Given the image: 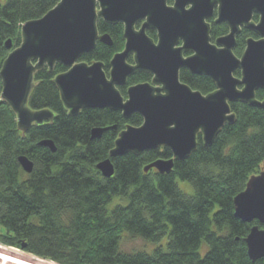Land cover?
Segmentation results:
<instances>
[{"label":"trees","instance_id":"trees-1","mask_svg":"<svg viewBox=\"0 0 264 264\" xmlns=\"http://www.w3.org/2000/svg\"><path fill=\"white\" fill-rule=\"evenodd\" d=\"M58 1L0 0V68L10 50L20 45L21 25L40 18ZM208 21L211 41L228 32L226 23H216L214 17ZM97 30L99 35L107 33L112 45L97 40L79 61H100L108 76L110 60L124 47L123 25L98 18ZM147 34L156 40L154 30ZM249 37L257 35L242 27L236 55ZM7 39L11 49L5 46ZM128 62H133L131 56ZM67 69L56 63L52 71L44 67L35 72L28 106L48 109L55 117L31 125L24 134L15 113L0 98L1 243L56 264H264V257L249 259L244 240L257 221L242 222L234 216L233 205L248 179L264 170V108L230 103L234 123H226L210 146L198 133L196 149L183 160L174 159L168 174L144 171L159 158H172L171 150L161 146L111 158L114 174L107 178L97 163L109 157L118 134L129 125L139 126L142 116L124 118L121 111L107 108H84L70 115L54 82ZM179 77L202 95L216 88L210 77L185 68ZM151 79L148 72H136L118 90L126 98L129 86ZM255 96L262 100L264 90H256ZM94 127L107 129L93 139ZM42 139L52 140L56 151L38 145ZM21 155L34 164L29 174L19 165ZM178 180L188 181L193 193L183 192ZM116 199L119 203L109 208ZM123 233L158 245L151 253L122 251ZM204 243L207 248L201 254Z\"/></svg>","mask_w":264,"mask_h":264},{"label":"water","instance_id":"water-1","mask_svg":"<svg viewBox=\"0 0 264 264\" xmlns=\"http://www.w3.org/2000/svg\"><path fill=\"white\" fill-rule=\"evenodd\" d=\"M214 14V21L226 23L228 32L211 41L208 20ZM98 18L123 25L124 47L110 60L108 76L100 61H79L97 40L112 45L107 33L99 35ZM242 27L257 38H247L237 56L233 49ZM148 30L156 32V40L148 36ZM20 35V45L10 50L0 68V98L15 113L23 134L31 125L55 117L48 109L32 110L28 99L35 72L44 67L52 71L56 63L68 68L54 82L70 115L84 108H107L121 111L124 118L134 113L142 116L139 126L129 125L118 134L109 157L97 163L107 178L114 174L111 158L161 146L171 150L172 158H159L144 171L153 168L168 174L174 159L183 160L196 149L198 133L210 146L226 123H234L230 103L264 108V98L255 96L256 90H264V0H173L171 5L167 0H59L40 18L23 23ZM5 46L11 49V39ZM182 68L210 77L215 90L207 95L193 90L180 80ZM236 70L239 77L234 75ZM136 72H148L152 79L129 86L124 98L118 87ZM106 129L94 127L91 138H100ZM38 145L56 151L50 139ZM18 162L25 173L32 172L34 164L27 156H19ZM233 205L235 217L258 223L244 239L247 255L255 262L264 257V228L260 227L264 225V170L248 179Z\"/></svg>","mask_w":264,"mask_h":264},{"label":"rangeland","instance_id":"rangeland-1","mask_svg":"<svg viewBox=\"0 0 264 264\" xmlns=\"http://www.w3.org/2000/svg\"><path fill=\"white\" fill-rule=\"evenodd\" d=\"M254 15H257V14H254ZM254 15H253V20H254L255 22H257V21H258V15H257V20L254 19ZM140 23H141V21H140L139 23H137L136 28H138V27L140 26ZM234 48H235V47H234ZM244 48H245V47H244ZM244 48H243V50H244ZM243 50L241 51V54H242ZM233 51H234V49H233ZM241 54H240V55H241ZM240 55H237V56H240ZM131 57H132V56H131ZM128 59H129V58H128ZM237 77H239V76H237ZM34 83H35V82H34ZM177 182H178L179 188H180L183 192H185L186 194H192V193H193V188H192L191 184H190L188 181L178 180ZM116 203H119V202L117 201V199L114 200V201L112 202V204H110L109 208H111V207H112L113 205H115ZM0 244H1V245H4V246H8V245H5V244H3V243H1V242H0ZM157 245H158V243H150V242L145 241V240H143V239H141V238H139V237H133V236L127 234V233H123V234H122L121 241H120V249H121L122 251H125V252L144 251V252H147V253H151L152 250H153ZM161 245H162V246L165 245V239L162 240ZM9 247H12V246H9ZM14 248H16V247H14ZM206 248H207V246H206V244L204 243V244L202 245L201 249H200V253L203 254V253L205 252ZM16 249L22 251V250L19 249V248H16ZM22 252H24V251H22ZM24 253H26V252H24ZM33 256H34V255H33ZM32 258H36V260H39V261H42V260H43V259L38 258V257H36V256H34V257H32ZM44 261H49V260H44ZM46 264H56V263H54V262H52V261H49V263H46Z\"/></svg>","mask_w":264,"mask_h":264},{"label":"bare ground","instance_id":"bare-ground-1","mask_svg":"<svg viewBox=\"0 0 264 264\" xmlns=\"http://www.w3.org/2000/svg\"><path fill=\"white\" fill-rule=\"evenodd\" d=\"M34 256L24 253L14 247L0 244V264H46L49 261H39Z\"/></svg>","mask_w":264,"mask_h":264},{"label":"flooded vegetation","instance_id":"flooded-vegetation-1","mask_svg":"<svg viewBox=\"0 0 264 264\" xmlns=\"http://www.w3.org/2000/svg\"><path fill=\"white\" fill-rule=\"evenodd\" d=\"M167 3L169 4V5H171L172 3H173V0H167ZM214 18H215V14H214V16H213ZM189 53H187V54H185V55H188ZM45 123V122H44Z\"/></svg>","mask_w":264,"mask_h":264}]
</instances>
